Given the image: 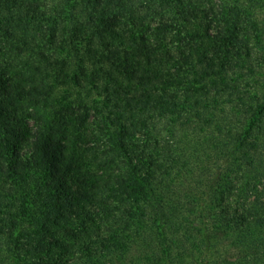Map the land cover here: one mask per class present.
Returning <instances> with one entry per match:
<instances>
[{
  "label": "trees",
  "instance_id": "trees-1",
  "mask_svg": "<svg viewBox=\"0 0 264 264\" xmlns=\"http://www.w3.org/2000/svg\"><path fill=\"white\" fill-rule=\"evenodd\" d=\"M0 264H264V0H0Z\"/></svg>",
  "mask_w": 264,
  "mask_h": 264
}]
</instances>
